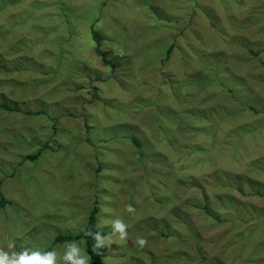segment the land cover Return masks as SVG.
Segmentation results:
<instances>
[{"label": "rangeland", "instance_id": "rangeland-1", "mask_svg": "<svg viewBox=\"0 0 264 264\" xmlns=\"http://www.w3.org/2000/svg\"><path fill=\"white\" fill-rule=\"evenodd\" d=\"M94 208L103 264H264V0H0V248Z\"/></svg>", "mask_w": 264, "mask_h": 264}, {"label": "clouds", "instance_id": "clouds-1", "mask_svg": "<svg viewBox=\"0 0 264 264\" xmlns=\"http://www.w3.org/2000/svg\"><path fill=\"white\" fill-rule=\"evenodd\" d=\"M129 212L133 209L129 208ZM128 225L121 219L114 221V231L120 234V239L125 240L128 238ZM86 235H92L95 244L94 248L99 250L102 246L109 244L108 238L101 236L98 232L92 233L90 230L86 232ZM107 241V242H106ZM135 243L143 248L147 245L148 241L143 238H137ZM14 244L9 243L8 248L11 249ZM58 253L56 251L42 252L40 250L25 249L19 253L8 251L0 248V264H56ZM64 262H70V264H89L90 257L84 249L78 247L75 242L67 244L65 252L62 256Z\"/></svg>", "mask_w": 264, "mask_h": 264}, {"label": "trees", "instance_id": "trees-1", "mask_svg": "<svg viewBox=\"0 0 264 264\" xmlns=\"http://www.w3.org/2000/svg\"><path fill=\"white\" fill-rule=\"evenodd\" d=\"M94 32V30H93ZM94 39L97 40L98 42V49L97 52L98 54L102 57V59L106 62H108V54L103 51L100 50L101 48V38L102 36L98 33V32H94L93 35ZM171 50V48L169 49V51ZM114 65V64H112ZM6 108L9 109V106H5ZM136 142V139H133ZM97 208H94L92 210V212L89 214V219L87 221V226L80 232L74 235H57L55 241H70V242H78L80 240H84L85 241V249L90 257V262L89 264H103L104 263V257H105V252L103 250V248L101 247L99 250L95 249L93 246L95 244V240L93 238L92 235H86V232H88L89 230L92 233H99L100 235H103L106 233V231H99L96 228V223H97ZM51 248H48L47 250H45L44 252H50Z\"/></svg>", "mask_w": 264, "mask_h": 264}]
</instances>
